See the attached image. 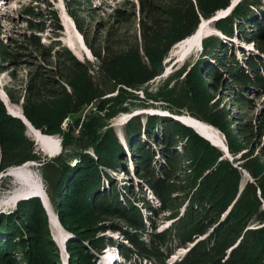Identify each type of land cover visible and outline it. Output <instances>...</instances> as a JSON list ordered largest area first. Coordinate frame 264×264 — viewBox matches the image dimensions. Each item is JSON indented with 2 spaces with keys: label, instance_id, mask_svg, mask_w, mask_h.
<instances>
[{
  "label": "trees",
  "instance_id": "1",
  "mask_svg": "<svg viewBox=\"0 0 264 264\" xmlns=\"http://www.w3.org/2000/svg\"><path fill=\"white\" fill-rule=\"evenodd\" d=\"M83 1L89 3L63 0L95 57L93 67L59 44L44 45L36 33H28L27 42L39 51V59L30 50L11 53L9 45L0 41V69L17 55L34 57L23 81V115L36 129L58 135L64 151L44 160L24 135L23 121L10 116L0 99V173L29 161L40 163L54 214L71 234L68 264H97L109 246L118 247L123 258L168 264L170 254L204 235L170 264H264V168L246 160L253 154L250 147L264 134V113L250 115L252 101L247 98L264 90V0H240L215 23L228 38L239 35L244 43H253L259 54L243 52L240 61L222 39L208 36L203 41L204 60L187 72L195 82L189 90L184 80L178 81L186 73L183 67L151 91L144 86L163 74L162 63L172 47L190 38L202 18H210L230 0H207L206 8L204 0H138L137 5L125 0L113 9L112 20L116 25L136 22L138 33L133 43L120 49L115 32L102 47L88 41L85 19L75 13L90 9ZM47 10L25 8L30 29L44 32L48 19L61 30L55 12ZM221 71L228 77L221 78ZM207 76L214 86L220 84L218 92L229 93L237 106L235 113L205 95ZM142 89L145 99L136 92ZM6 94L12 103L20 101L9 90ZM206 98V102L199 100ZM147 99L171 116L147 115L143 125L139 117L131 116L122 145L112 119L135 107L158 108ZM183 111L224 136L229 152L239 155L238 167L252 181L239 186L238 168L219 160L223 155L219 149L173 118ZM119 173L137 179L136 191L124 176L117 177ZM9 186V182L2 184L4 190ZM160 218L171 223L155 231L154 222ZM148 224L151 233L146 232ZM107 229L118 231L122 239L101 236ZM141 235H147V240ZM56 244L38 198L22 199L12 211L0 214V264H62Z\"/></svg>",
  "mask_w": 264,
  "mask_h": 264
},
{
  "label": "rangeland",
  "instance_id": "2",
  "mask_svg": "<svg viewBox=\"0 0 264 264\" xmlns=\"http://www.w3.org/2000/svg\"><path fill=\"white\" fill-rule=\"evenodd\" d=\"M125 0H89V3L83 1L85 8H90L85 12L82 11H76V15L80 18L85 19V23L83 25V28L85 30V33H87L88 41L97 47H102L106 42L112 41V35L110 33H116L118 35V40L116 44V48L120 49L121 45H127V43H133L135 36L137 37L138 33V27L135 22V24L132 23H124L116 25L115 21L112 20L113 18L112 13L114 8H118L121 6V4ZM131 2H134L136 5L138 4V0H130ZM240 0H237L236 4ZM207 0L203 1V6L209 7L210 3H206ZM89 4V5H87ZM27 7H33L36 9H39L40 11L47 12V9H52V11L55 12V14L58 17V21L61 26V30H58L54 26L53 21H48L47 19V27L44 32H38L34 29H30L28 19L25 17L24 10ZM46 8V10H44ZM138 8V6H137ZM128 9L127 7L124 8V10ZM86 10V9H85ZM138 11L136 10V13ZM227 12H224L223 14H226ZM222 14V13H221ZM222 14V15H223ZM230 14V13H228ZM227 14V15H228ZM46 15V14H45ZM138 15V14H136ZM224 16V15H223ZM46 16H44L45 19ZM47 17L50 18V15L47 14ZM221 18V17H219ZM217 18V19H219ZM42 19L41 21H44ZM217 19L213 21H206L205 19L201 20L200 23V30L203 29V32L196 36V40L194 39L193 46L190 47V51L186 52L184 56H181L184 53V48L189 47V42L191 41V37L185 40H182L181 42H178L175 44L171 51L169 52L167 58L163 61V74L160 77H157L154 81L149 82L148 87H146L147 91L156 90L159 86H163V82L166 80V78L172 76L176 70H180L183 67H186V73L182 74V76L179 77V80H184L186 85L184 86L186 90L190 89L191 84H195V82L192 80L194 79L193 76L188 75L189 68L191 66H194L199 61L204 60V48H203V41L208 36H217L218 38L222 39V43L224 45L230 46L231 50L234 51L236 57L242 61L243 57L240 56L241 50L247 53L251 54H257L258 51L254 49L253 43H244L239 35L233 36L232 38H228L227 36L223 35L217 27H215V23ZM112 24V29H108L110 25ZM261 25L264 28V22L261 21ZM0 28H1V34H0V41L4 42L5 44L9 45L11 53L14 52H20V53H28L30 50V53L37 59H39V51L35 50V47L30 45L27 42V36L28 33H36L37 37H39L40 42L44 45L48 44H59L60 46L65 47L68 49L79 61L84 62L86 64L95 65V57L92 54L90 48L86 45L84 38L81 33H79V36L77 35L76 27L74 25L73 20L69 16L63 0H0ZM199 28L195 33H197ZM194 33V34H195ZM136 34V35H135ZM193 34V35H194ZM138 40V39H137ZM26 45V48H23ZM123 47V46H122ZM224 47H220V51L222 52ZM187 50V49H186ZM262 56V55H261ZM34 57L29 56H20L17 55L15 59L4 63L5 69H0V99L4 103L6 110L10 116L14 118H20L25 128L23 130L24 135L31 140L36 150L39 151L40 155L43 156L44 160H51L55 156H57L60 152L57 153H50L45 151L43 147L40 145V143L35 139L34 134H32V131L28 128V125H31L35 130H38L43 135L49 137V138H55L58 141H61L60 137L58 135H50L48 133H45L44 131H41L39 129H36L25 117L15 114L16 112H19L23 114L22 109V101L24 94V79H25V73L29 70V63L30 61H35ZM207 57V56H206ZM205 57V58H206ZM263 60H264V56ZM146 63H148V59L146 57L143 58ZM211 64L215 65V61L211 57H207V60ZM221 78L228 77L226 75L225 71H221ZM208 77V76H207ZM206 79V78H205ZM207 83H205V95H207L208 98L215 101L216 103L225 105L229 110H231L233 113L236 111V105L232 103V98L228 96V92L225 90H220V84L217 86H214V82L212 78H207ZM183 84V83H182ZM190 84V85H189ZM196 86L192 87L195 88ZM10 91L14 97V99H19L20 101L18 103H12L10 99L8 98L6 91ZM198 91V90H197ZM138 93L139 98L145 99V94H143L144 89L136 91ZM210 96V97H209ZM247 98H249L252 102L249 103V107L251 108L250 115L253 114H261L264 113V90H257L256 92L249 93L247 95ZM201 102H206V99H199ZM148 103H154L158 106V108L155 107H148L144 109L143 107H135L133 110H131L129 113H122L116 117H114L111 121L112 128L116 133L117 138L119 139L120 143L122 145H125L123 140L124 135V126L128 119L131 116H137L139 117L141 124L146 121L147 115L152 114H161L165 116H170V113L166 110L160 107L159 103L149 101L148 99L145 101ZM141 105V104H137ZM34 118L37 117L35 116ZM182 117L191 118L192 116L189 115L186 111H183L181 113ZM180 115L178 118L183 125L190 127L194 132L200 133V136L207 140L211 145H214L217 149H219L223 155L220 157L219 160H228L232 166L237 167L240 171L241 178L239 179V186H243L246 181H252V178L248 175V173L244 169H240L238 167V164L236 163V159H238V156H233L225 143L224 136L214 127L207 124L206 122H203L197 118L194 120V122H197L201 125V131L196 130V128L192 127L189 123H187L184 119L180 118ZM191 116V117H190ZM194 118V117H193ZM234 117L232 116L230 118V122H233ZM204 129V130H203ZM196 130V131H195ZM30 131V132H29ZM30 133V134H29ZM51 133V132H49ZM30 135V136H29ZM60 144V142H59ZM125 152L128 155V151ZM250 149L253 151V154L246 160L252 161L251 163H261L260 166L264 168V134L262 135L260 142H258L254 148L250 147ZM248 148V150L250 151ZM247 151V152H249ZM62 152V150H61ZM64 152V151H63ZM62 152V154H63ZM245 160V161H246ZM36 162V161H35ZM32 162L29 161L27 164H21V166L13 167L12 170L9 172V175L7 174V171L2 174V177L0 178L1 182H9L10 186L8 188L6 197L2 198L0 200V214L8 213L12 211L19 200L22 199H31V198H38L40 202H42V205L44 207V210L49 214L50 222V228L51 233L53 234V239L56 241L57 248L59 249V256L62 260V264H68V257H67V244L71 241V234L67 233V231L60 225L58 222V225H53L51 222V216L53 215L56 219V215L54 214L52 203L47 195V188L45 185V182L42 177V170L39 162ZM42 164V163H41ZM250 165V163H249ZM129 171L133 170V166L131 165L130 161H128ZM120 175L117 176L119 178L123 177V173H119ZM131 175V174H130ZM123 179L126 180V183L128 185H133L134 190L136 191L135 185L137 183V179L133 176H124ZM37 182L41 185V187L44 190V194L37 195V194H29L26 196H20L18 200H16L14 203L9 201V198L11 195H13L15 192L21 191H27L31 183ZM122 184V183H121ZM120 185V183H119ZM36 195V196H34ZM29 196V197H27ZM7 198V199H6ZM17 202V203H16ZM264 209V206H262ZM144 211V210H143ZM145 213V212H144ZM48 216V215H47ZM153 216V215H151ZM58 221V220H57ZM156 224L154 229L155 231H160L165 229L169 225V221L163 220V218H160L159 220H155ZM150 228L146 231L148 233L153 232V228H151V224H148ZM154 227V226H153ZM107 236L111 237L114 240H121L122 235L118 231H114L112 229H107L105 232L101 233V236ZM143 237V235H141ZM202 236H198L193 241V245H191L190 242H187V246L185 248H180L177 251L174 252V255H170L168 258V262H172L174 259L181 257L186 251H188L191 247H193L197 242H199ZM74 239V238H73ZM143 239L145 241L147 240V235H144ZM117 248V249H116ZM116 250H112L113 247L105 248L104 251L101 253V256L99 257V264H154L153 262L149 260L144 261H137L131 257H121V252L118 247H116ZM115 253V256H112V254ZM98 258V256H97Z\"/></svg>",
  "mask_w": 264,
  "mask_h": 264
},
{
  "label": "bare ground",
  "instance_id": "3",
  "mask_svg": "<svg viewBox=\"0 0 264 264\" xmlns=\"http://www.w3.org/2000/svg\"><path fill=\"white\" fill-rule=\"evenodd\" d=\"M202 32H203V29L200 30V27H199L198 32L191 36V38H190L191 41L188 44L189 47H185L183 49L184 53L181 56H184L186 52L190 51V47L193 46V44H194V39L196 38L197 35L201 34ZM76 33L79 36L78 31H76ZM21 113L16 112L15 114L19 115V117H20V116H23V114H21ZM180 118L184 119L187 123L192 125V127L196 128V130L201 131L202 128H201V125L199 123H197L198 121L194 122V120H192L191 118L182 117V116ZM27 125H28V128L32 131V134H34L35 139L40 143V145L43 147V149L45 151H47V153L50 152V153L54 154V153H57L59 151L60 144H59V141L57 139L49 138V137L43 135L42 133H40L38 130H35L28 123H27ZM29 194H37V195L39 194V195L43 196L44 190H43V188L41 187V185L39 183L34 182V183H31V185L29 186L27 191H24V192L18 191V192H15L13 195H11L10 198H9V201L14 203L16 200L20 199L19 198L20 196H26V195H29ZM51 222L53 223V225H56V226L58 225V221L53 215L51 216ZM58 227H59V225H58Z\"/></svg>",
  "mask_w": 264,
  "mask_h": 264
},
{
  "label": "water",
  "instance_id": "4",
  "mask_svg": "<svg viewBox=\"0 0 264 264\" xmlns=\"http://www.w3.org/2000/svg\"><path fill=\"white\" fill-rule=\"evenodd\" d=\"M236 2H237V0H230V2H229V5L227 6V7H225V8H220L219 10H217L210 18H208V19H205L206 21H208V22H210V21H213V20H215V19H217L219 16H221L224 12H229L231 9H232V7L236 4ZM222 13V14H221ZM203 19V18H202ZM161 76V75H160ZM160 76H157V77H160ZM157 77H155L153 80H151V81H154ZM150 81V82H151ZM149 84V83H148ZM148 84H146V86L148 87ZM145 87V86H144ZM179 116V115H178ZM178 116H176L177 118V120H180L179 118H178ZM191 117V116H190ZM196 120L195 118H193L192 117V120ZM181 121V120H180ZM197 121V120H196ZM182 122V121H181ZM200 123V122H199ZM196 131V130H195ZM200 134V133H199ZM201 135V134H200ZM201 136H203V135H201ZM60 142V152H61V150H62V146H61V141H59ZM59 152V153H60ZM12 168L13 167H10V168H8L6 171H7V174L9 175V172L12 170ZM6 171H4V172H6ZM4 172H1L0 173V178L2 177V174L4 173ZM2 184H3V182H1L0 181V200L4 197H6V194H7V192L8 191H6V189L4 190L3 189V187H2ZM8 190V189H7ZM34 196H36V195H34ZM27 197H29V196H27ZM7 199V198H6ZM57 217V216H56ZM57 220H58V218H57ZM48 221L50 222V219L48 218Z\"/></svg>",
  "mask_w": 264,
  "mask_h": 264
}]
</instances>
